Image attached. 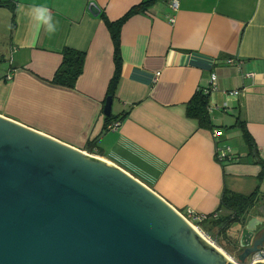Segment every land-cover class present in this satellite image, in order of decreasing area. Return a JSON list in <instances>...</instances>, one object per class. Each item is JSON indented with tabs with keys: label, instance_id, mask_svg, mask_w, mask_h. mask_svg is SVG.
Returning <instances> with one entry per match:
<instances>
[{
	"label": "crops",
	"instance_id": "obj_1",
	"mask_svg": "<svg viewBox=\"0 0 264 264\" xmlns=\"http://www.w3.org/2000/svg\"><path fill=\"white\" fill-rule=\"evenodd\" d=\"M3 1L9 3L0 5V20H6L0 22V115L116 165L180 213L218 214L208 221V235L228 238L216 226L230 215L219 211L224 194L249 196L264 186V165L253 155L257 149L264 161V0H179L176 10L172 0H155L132 16L121 36L112 116L124 120L117 130L106 128L116 64L100 15L116 22L145 0ZM34 4L51 9L55 34L34 33L19 10ZM91 4L99 16L89 11ZM66 48L86 54L72 89L53 82ZM213 75V128L202 129L186 107L198 91L212 89ZM217 130L223 132L219 141ZM227 147L239 160H218L217 148Z\"/></svg>",
	"mask_w": 264,
	"mask_h": 264
},
{
	"label": "water",
	"instance_id": "obj_2",
	"mask_svg": "<svg viewBox=\"0 0 264 264\" xmlns=\"http://www.w3.org/2000/svg\"><path fill=\"white\" fill-rule=\"evenodd\" d=\"M249 213L236 261L123 169L0 115V264H253L264 207Z\"/></svg>",
	"mask_w": 264,
	"mask_h": 264
},
{
	"label": "trees",
	"instance_id": "obj_3",
	"mask_svg": "<svg viewBox=\"0 0 264 264\" xmlns=\"http://www.w3.org/2000/svg\"><path fill=\"white\" fill-rule=\"evenodd\" d=\"M155 0H145L141 4L133 7L122 19L111 22L107 19L104 14H101L100 17L103 18L105 21L109 32L112 36V40L115 47V64H116V72L113 80L111 81L109 87V96L114 98L115 93L117 91L120 77H121V68H122V52H121V36H122V29L125 23L134 15L144 13L148 11V8ZM9 2L0 0L1 6H7ZM63 61L62 65L57 71L53 82L60 87L64 88H75L77 81L82 76L85 66V59L86 54L83 52H79L70 48H66L62 52ZM210 108H211V101H210V93H206L205 91H198L191 101L188 103L186 107V114L187 117L191 120H194L198 123L199 127L202 129H212V121L210 116ZM122 122L123 118H114L112 115L107 117V127L115 122V121ZM243 135L246 138L247 142L254 146L253 144L254 139L247 131L246 127L243 126ZM97 139H93L89 141V148L93 149L94 145L96 144ZM235 159L239 160L238 157L235 156ZM260 160V159H259ZM261 164L264 165V161H259ZM260 192L257 191L249 196L244 195H234L230 193H225L221 204L219 207L220 210H226L230 212V215L222 217L220 220L216 222V226H220L222 228L223 235L228 236L229 231L236 226L237 223L240 222L242 218H244L250 210L255 208L259 201ZM208 222L202 225L203 230L209 234L208 231ZM227 238V237H226Z\"/></svg>",
	"mask_w": 264,
	"mask_h": 264
},
{
	"label": "built area",
	"instance_id": "obj_4",
	"mask_svg": "<svg viewBox=\"0 0 264 264\" xmlns=\"http://www.w3.org/2000/svg\"><path fill=\"white\" fill-rule=\"evenodd\" d=\"M171 5H172V8L176 10L179 6V0H172ZM172 21H174V20L172 19ZM8 79H11V75L8 76ZM211 84L213 86L212 89H208L205 91L208 94L211 93V91L214 90L217 86L216 75L212 76V83ZM121 124H122V122L115 121L109 125L108 129L117 130L121 126ZM214 137L217 141H219V139H221L223 137V132L219 131V130L215 131ZM217 158L222 163H230V162L237 161V159H235V155H234V153L230 147L217 148ZM181 214L183 215V217L188 222H190L193 226H195L197 229H199L204 234H205V232L202 230V228H200V226L202 227V225L204 223H207L210 218H214V219L218 218V214H213L212 216H210V215L198 213L192 209H188L185 213H181ZM258 252H264V246L261 247ZM258 252H256V253H258ZM256 253L252 254L251 257H249L248 263H253V260H254Z\"/></svg>",
	"mask_w": 264,
	"mask_h": 264
},
{
	"label": "clouds",
	"instance_id": "obj_5",
	"mask_svg": "<svg viewBox=\"0 0 264 264\" xmlns=\"http://www.w3.org/2000/svg\"><path fill=\"white\" fill-rule=\"evenodd\" d=\"M21 13L29 18L32 30L35 34H39L41 31L53 35L58 28V21L52 15L51 9L44 5H19ZM260 261H264V252L256 253L253 260V264H260Z\"/></svg>",
	"mask_w": 264,
	"mask_h": 264
},
{
	"label": "rangeland",
	"instance_id": "obj_6",
	"mask_svg": "<svg viewBox=\"0 0 264 264\" xmlns=\"http://www.w3.org/2000/svg\"><path fill=\"white\" fill-rule=\"evenodd\" d=\"M4 18V17H3ZM0 20V22H6L5 19ZM9 40V38H7ZM254 189L251 191H246V194H251ZM260 194L262 195V200H261V207H264V186L260 188ZM200 228L203 227L200 226ZM204 231V230H203ZM205 232V231H204ZM205 235L208 236V240H211L213 243H215L218 247H220L231 259L233 260H238V255H239V247L237 246L239 243V230H231L228 233V238L225 236H209L206 232ZM235 241H237L235 243Z\"/></svg>",
	"mask_w": 264,
	"mask_h": 264
},
{
	"label": "flooded vegetation",
	"instance_id": "obj_7",
	"mask_svg": "<svg viewBox=\"0 0 264 264\" xmlns=\"http://www.w3.org/2000/svg\"><path fill=\"white\" fill-rule=\"evenodd\" d=\"M255 208H256V209H259V208H261V205H260V206H256ZM253 210H254V208H253ZM249 212H250V211H249ZM261 214H262V213H260V211H258L257 213H256V211H255V215H256V216H258V217L260 216V217H261ZM247 216H250V213H248ZM260 217H259V218H260ZM263 233H264V230L259 234V236L257 237V239H259V238L262 236ZM237 246L239 247V254H240V253L242 252V249L240 248L239 244H238ZM263 246H264V245H263ZM263 246H262V247H263ZM250 257H251V256H250Z\"/></svg>",
	"mask_w": 264,
	"mask_h": 264
},
{
	"label": "bare ground",
	"instance_id": "obj_8",
	"mask_svg": "<svg viewBox=\"0 0 264 264\" xmlns=\"http://www.w3.org/2000/svg\"><path fill=\"white\" fill-rule=\"evenodd\" d=\"M197 229V228H196ZM204 237H206L199 229H197ZM208 239V238H207ZM222 251V250H221Z\"/></svg>",
	"mask_w": 264,
	"mask_h": 264
}]
</instances>
